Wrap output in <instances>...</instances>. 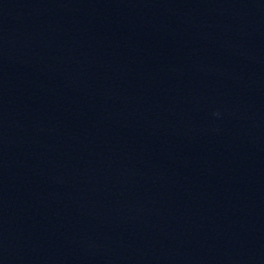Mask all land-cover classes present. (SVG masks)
I'll return each instance as SVG.
<instances>
[{"label":"water","instance_id":"obj_1","mask_svg":"<svg viewBox=\"0 0 264 264\" xmlns=\"http://www.w3.org/2000/svg\"><path fill=\"white\" fill-rule=\"evenodd\" d=\"M0 264H264V0H0Z\"/></svg>","mask_w":264,"mask_h":264}]
</instances>
